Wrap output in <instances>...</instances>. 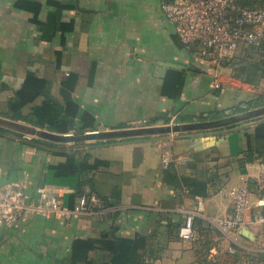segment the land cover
Returning <instances> with one entry per match:
<instances>
[{
	"label": "crops",
	"instance_id": "1",
	"mask_svg": "<svg viewBox=\"0 0 264 264\" xmlns=\"http://www.w3.org/2000/svg\"><path fill=\"white\" fill-rule=\"evenodd\" d=\"M165 1L0 0V126L23 134H0V189L21 186L35 200L37 189L45 187L71 207L91 192L107 204L64 220L30 215L0 225V264H73L75 240L105 236L142 242L143 264H264L259 224L226 232L219 225L232 211L231 189L245 183L250 220L261 209L255 182L264 175V147L252 142L254 160L244 166L239 161L249 146L247 134L264 118L196 132L64 144L90 156L78 191L75 177L57 176L50 168L54 146L30 142V128H42L8 117L9 100L29 74L49 82L51 96L74 120L72 127L63 120L55 131L60 134L76 133L87 121L92 127L85 132L199 121L262 93L185 48L162 11ZM64 83H72L68 102L61 95ZM43 99L22 113L31 114ZM187 212L194 216L189 241L178 235ZM115 250L113 243L96 246L89 261L109 264Z\"/></svg>",
	"mask_w": 264,
	"mask_h": 264
},
{
	"label": "built area",
	"instance_id": "2",
	"mask_svg": "<svg viewBox=\"0 0 264 264\" xmlns=\"http://www.w3.org/2000/svg\"><path fill=\"white\" fill-rule=\"evenodd\" d=\"M162 11L174 26L180 43L196 50L202 60L214 68H226L224 63L239 59L248 47L260 48L264 41L263 7H243L237 0H166ZM162 162L168 169L170 158L165 156ZM255 186L256 206L261 209L253 220L249 218V184L231 189L232 211L219 221L224 232L246 228L254 221L261 226L259 237L264 239V175L257 179ZM36 194V199L30 200L21 186L0 189V225L15 224L30 215H50L64 220L74 214H90L107 207L106 202L91 192L82 193L72 207L45 187H39ZM178 235L182 240L193 239V214L187 212Z\"/></svg>",
	"mask_w": 264,
	"mask_h": 264
},
{
	"label": "trees",
	"instance_id": "3",
	"mask_svg": "<svg viewBox=\"0 0 264 264\" xmlns=\"http://www.w3.org/2000/svg\"><path fill=\"white\" fill-rule=\"evenodd\" d=\"M239 4L243 7H248L245 2H241V0H237ZM264 47V41L258 50H261ZM240 62V58L231 62L224 63L225 67H230L233 69L237 66V63ZM264 64V62H263ZM236 69V68H234ZM238 73H234V77L237 79H241L243 82L248 83L250 85L258 84L254 78H250L249 76L246 78L243 72L246 69L243 67L238 70ZM72 85V83H71ZM70 83H64L61 86V95L64 98L65 102L71 100L70 95V87L72 86ZM217 95L220 93V89L215 92ZM38 97H43V101L40 105L34 106L32 108V112L29 115H24L22 113V109L29 104H32ZM246 102V103H244ZM247 105V108L244 106ZM264 105V96L261 94L258 97L249 99L247 101H243L238 103L237 105H233L227 107L221 112H213L211 116H200L199 120H207V119H217L224 117L226 114L233 115L241 112H245L250 108L259 107ZM9 115L10 119L18 121H24L30 125L40 127L42 129H46L48 131L55 132L57 130V126L65 119H68L70 122V126L74 125L73 119H69L65 115L64 106L57 101L55 97H52L50 94V84L46 79L39 78L34 76L33 74H29L24 82V85L21 89H19L13 98L9 100L8 103ZM211 117V118H210ZM185 118L179 117L178 120L184 121ZM73 123V125H72ZM92 124L90 122H84L80 128L76 130V133H83L87 129L91 128ZM10 130H7L0 126V134H10ZM15 135H23L20 133L11 132ZM249 146L245 153V158L239 161L241 166H244L245 163L252 162L254 160L253 154V143L254 141L258 142L261 147H264V122L259 123L254 131V134H247ZM31 143L37 146H54L50 147L52 150L51 158L55 157L56 160L53 161V164L50 165V168L53 169L54 173L57 176H73L75 177L76 187L79 191L83 182L81 181L82 177L88 172L85 171L89 169L88 158L89 155H80L79 151L66 149L63 143L52 142L48 140H44L41 138L34 137L30 140ZM102 142V141H101ZM79 144V143H78ZM81 195V194H80ZM115 244L116 250L112 254V258L109 264H143L144 259L141 255L138 254L140 248H142L143 243L137 242L135 240H129L124 238H116L110 239L107 236L104 238L98 239H90L83 240L78 239L75 240L72 247V257L71 261L73 264H92L89 261V251L96 246L102 247L105 244Z\"/></svg>",
	"mask_w": 264,
	"mask_h": 264
},
{
	"label": "water",
	"instance_id": "4",
	"mask_svg": "<svg viewBox=\"0 0 264 264\" xmlns=\"http://www.w3.org/2000/svg\"><path fill=\"white\" fill-rule=\"evenodd\" d=\"M264 116V107L253 109L250 111L241 112L228 116L226 118L215 120H199L194 122L167 124L161 126L140 127V128H122L115 130L105 131H88L83 133H70L60 134L43 129L30 128L29 134L41 138L44 140L63 143L74 144L94 141H107L115 139L132 138L146 135H161V134H173L183 132H196L202 130H210L216 128H222L228 125L237 124L258 117ZM8 149V161L10 166L13 164V143L9 142Z\"/></svg>",
	"mask_w": 264,
	"mask_h": 264
},
{
	"label": "rangeland",
	"instance_id": "5",
	"mask_svg": "<svg viewBox=\"0 0 264 264\" xmlns=\"http://www.w3.org/2000/svg\"><path fill=\"white\" fill-rule=\"evenodd\" d=\"M241 2H245L247 4V6H249L251 8H259V7L264 8V0H241ZM263 62H264V47L261 50H258V48L248 47L241 54L240 62H238L237 66L234 67L236 69H234V68L231 69V68L226 67L228 70H224L223 75L226 77L233 76L234 73H238L239 72L238 70H240L241 68L244 67L246 69V71L243 72L244 76H246V78L249 76L252 79L254 78L253 76H256L254 79L256 81H258V82H256L258 84H255L251 87L253 89H255L257 92L262 91V93H257L258 96L261 94L264 96V64H263ZM244 103H246V102H244ZM244 106L247 108L246 104H244ZM262 107H264V105H261L259 107H255V108H250L247 111L257 109V108H262ZM228 116H231V115H229V112H228V114H226L224 117H221V118H226ZM221 118H219V119H221ZM262 118H264V116L258 117L256 119H254V121L262 119ZM248 121H251V120H248ZM248 121H244L243 123H247ZM243 123H240V124H243ZM240 124H233L232 126H236V125H240ZM43 130H45V129H43ZM24 134H26V133H24Z\"/></svg>",
	"mask_w": 264,
	"mask_h": 264
}]
</instances>
